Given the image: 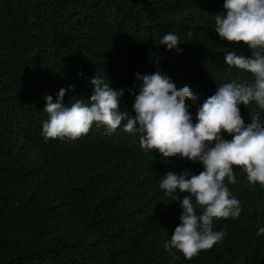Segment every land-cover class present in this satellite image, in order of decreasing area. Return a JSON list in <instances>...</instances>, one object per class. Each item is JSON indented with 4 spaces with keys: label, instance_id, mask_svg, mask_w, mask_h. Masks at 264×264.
Here are the masks:
<instances>
[{
    "label": "trees",
    "instance_id": "16d2710c",
    "mask_svg": "<svg viewBox=\"0 0 264 264\" xmlns=\"http://www.w3.org/2000/svg\"><path fill=\"white\" fill-rule=\"evenodd\" d=\"M223 2L0 0V264H264V187L239 169L228 187L240 216L215 221L222 241L186 260L165 249L183 196L172 201L159 184L168 172L199 174L200 163L145 152L122 126L108 135L94 124L74 141L42 136L45 97L55 102L63 88L65 106L88 99L96 73L123 90L119 109L129 115L137 73L159 69L202 100L222 83L250 82L225 64L227 51L251 53L215 32ZM168 33L182 51L159 44ZM202 100L190 108L194 123ZM240 110L250 123L258 109Z\"/></svg>",
    "mask_w": 264,
    "mask_h": 264
},
{
    "label": "clouds",
    "instance_id": "9594fccd",
    "mask_svg": "<svg viewBox=\"0 0 264 264\" xmlns=\"http://www.w3.org/2000/svg\"><path fill=\"white\" fill-rule=\"evenodd\" d=\"M213 28L221 40L250 51V56L235 50L224 55L227 66L253 77L250 82L222 83L202 100L187 85L177 88L159 69L152 74L137 73L140 83L138 93H133L134 115H129L119 109L123 90L111 88L96 73L90 80L93 91L88 99L76 98L65 106L66 90L61 88L55 102L51 95L45 97L43 108L47 114L42 125L45 140L74 141L87 135L94 124L112 135L122 126L124 132L139 136L145 152L155 150L165 161L178 156L202 165L199 174L168 172L159 184L172 201L180 200L177 190L183 196L180 223L165 249H175L186 260L222 241L226 233L213 230L215 221L240 216V202L228 187L236 183L234 169L245 174L250 186L264 187V125L260 122L264 113V0H224L223 10L214 14ZM180 43L173 33L159 41L168 50L182 51ZM201 100L194 123L190 108ZM253 103L258 110L250 111L251 122L245 123L240 105L249 108ZM260 234L264 228H259Z\"/></svg>",
    "mask_w": 264,
    "mask_h": 264
}]
</instances>
